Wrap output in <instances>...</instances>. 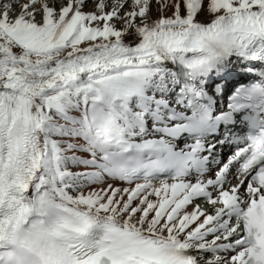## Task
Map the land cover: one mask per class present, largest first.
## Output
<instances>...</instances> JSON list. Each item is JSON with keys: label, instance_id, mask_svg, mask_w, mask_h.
I'll return each instance as SVG.
<instances>
[{"label": "snow or ice", "instance_id": "obj_1", "mask_svg": "<svg viewBox=\"0 0 264 264\" xmlns=\"http://www.w3.org/2000/svg\"><path fill=\"white\" fill-rule=\"evenodd\" d=\"M0 264H264V0H0Z\"/></svg>", "mask_w": 264, "mask_h": 264}]
</instances>
